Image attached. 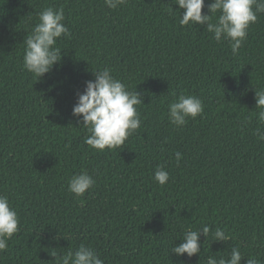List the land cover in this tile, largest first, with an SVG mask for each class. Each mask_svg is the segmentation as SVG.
Listing matches in <instances>:
<instances>
[{
    "label": "trees",
    "instance_id": "16d2710c",
    "mask_svg": "<svg viewBox=\"0 0 264 264\" xmlns=\"http://www.w3.org/2000/svg\"><path fill=\"white\" fill-rule=\"evenodd\" d=\"M48 7L64 9L71 36L57 42L62 61L38 81L23 67V41ZM182 12L174 0L114 10L104 0H0V195L19 217L0 264H56L81 244L104 264H207L234 247L240 264L253 256L264 264V142L254 115L264 14L233 55L206 25L181 26ZM105 68L140 95L141 125L122 147L99 152L72 110ZM180 95L200 98L204 112L177 128L168 105ZM158 166L169 174L163 186ZM82 170L96 184L76 197L68 182ZM204 225L231 239L206 238ZM189 228L201 233L190 259L171 252Z\"/></svg>",
    "mask_w": 264,
    "mask_h": 264
},
{
    "label": "clouds",
    "instance_id": "9594fccd",
    "mask_svg": "<svg viewBox=\"0 0 264 264\" xmlns=\"http://www.w3.org/2000/svg\"><path fill=\"white\" fill-rule=\"evenodd\" d=\"M110 9L127 3V0H104ZM180 10L181 26L206 25V31L220 43L227 41L233 55L238 54L247 39L251 25L257 23L258 16L264 14V0H212L207 6L208 14L202 15L205 0H174ZM173 10V9H172ZM64 9L45 8L38 13L37 22L23 41V67L38 81L50 73L53 67L62 61L61 48L57 42L69 38L71 33L64 24ZM95 80L88 81L83 94L78 93V102L72 110L76 118L82 117L83 128L87 130L85 144L90 149L103 152L122 147L125 141L136 132L141 125L137 106L142 104L140 95L129 91L124 83L116 79L108 68L96 71ZM255 113L258 127L257 142H264V88L255 90ZM204 112L203 101L193 95H180L168 105V119L171 125L180 128L188 119L195 120ZM175 159H182L180 152ZM154 180L161 186L169 180V174L162 166L154 173ZM96 181L86 170L73 175L68 182V191L76 197H82L93 188ZM19 217L10 206L7 196L0 195V253L8 249V241L18 232ZM203 235L207 238L212 229L204 225ZM200 231L186 229L178 246L171 252L178 257L185 254L190 259L200 254ZM213 240L229 241L231 237L226 230L217 227L212 232ZM52 256H56L54 251ZM244 259L239 247H234L225 256H209L207 264H240ZM56 264H104L97 253L81 244L77 249L69 250L56 261ZM247 264H261L258 257H248Z\"/></svg>",
    "mask_w": 264,
    "mask_h": 264
}]
</instances>
